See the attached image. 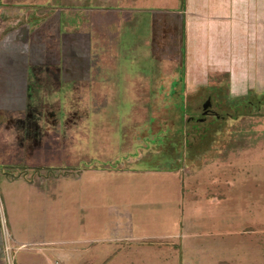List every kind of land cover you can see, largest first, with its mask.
<instances>
[{
  "label": "rangeland",
  "instance_id": "obj_1",
  "mask_svg": "<svg viewBox=\"0 0 264 264\" xmlns=\"http://www.w3.org/2000/svg\"><path fill=\"white\" fill-rule=\"evenodd\" d=\"M259 2L0 0V264H264Z\"/></svg>",
  "mask_w": 264,
  "mask_h": 264
},
{
  "label": "crops",
  "instance_id": "obj_2",
  "mask_svg": "<svg viewBox=\"0 0 264 264\" xmlns=\"http://www.w3.org/2000/svg\"><path fill=\"white\" fill-rule=\"evenodd\" d=\"M259 4H260V7L262 6V5H264V0H262V2H259ZM83 10H80L79 9V11H78V13H81ZM99 11H102V10H95L94 12H91V16H92V18H91V22H92V25H97L98 23H99V21L100 22H104V20L105 19H103V17L102 18H99V16H101V15H99L98 14V12ZM119 11L120 10H117L116 12V15H114L113 16V20L115 21V22H117V19L119 20V21H121V22H124V19H122V14H120L119 13ZM142 11H143V9H140V10H125V13H127V14H129V16L127 17V23H133V22H131V18L133 17V16H137L138 17V20H139V18H140V16H142ZM77 13V14H78ZM102 14V13H101ZM104 15V14H103ZM119 15H121V16H119ZM118 16H119V18H118ZM112 18V17H111ZM108 19V18H107ZM106 19V20H107ZM81 20V19H80ZM82 20H85V18L84 17H82ZM130 20V21H129ZM136 23H137V21H136ZM101 40L103 39V42L100 44V47H102V49H101V51L104 49V47L106 48V46L107 45H105V41L104 40H106V38L108 37V36H106V32H102L101 33ZM99 36V37H100ZM104 51V50H103ZM102 51V53L103 54H105L106 55V57L105 56H102V57H96V59L95 60H93L92 62L93 63H95L97 66H95V69H94V72L95 73H97V74H99V73H105L106 71H105V69H107V70H110L111 68H110V66L109 67H106L105 65H106V63L107 62H109L108 61V55L106 54L107 52L106 51H104L103 52ZM83 58V57H82ZM84 59V58H83ZM81 61H82V59H81ZM35 61H32V64L34 63ZM76 62H79V61H76ZM83 62V61H82ZM38 66H35V69L37 68ZM45 67V66H44ZM37 69H41V70H39V71H37ZM36 69V71H32V72H28V75H27V80L29 81V82H32L33 83V85H34V88H36V87H40V89H44V85H47V86H45L46 88H48L49 90H48V92H47V94H49L50 92H51V90H50V88L51 87H54V85L50 82V80H48L47 81V72L48 71H45L44 72V70H46V69H43V66H41V67H39V68H37ZM102 70H104V71H102ZM50 78V77H49ZM104 79L105 78H107L106 76L105 77H103ZM31 80V81H30ZM102 84H104V85H99L100 87H102L103 86V89H107V87H106V80L104 81H102ZM50 91V92H49ZM129 94V93H128ZM79 172L78 173H76V174H69L68 172L67 173H64L63 171V173L61 172L60 174L61 175H63V176H65V177H70L71 175V177H73L74 178V176H76L75 178L76 179H79V178H83L84 176H85V174H88V173H90V172H92V171H95V170H78ZM23 172V171H22ZM21 172V174H20V176H17V178H22V180H25V182H28V183H30V181H28L27 180V176L25 177V178H23V174L26 172V174L28 173L27 171H25L24 173H22ZM60 175V176H61ZM46 177H48V176H46ZM108 217V219H105L107 222L108 221H110V220H112V217H110V216H107ZM109 223V222H108ZM113 229V228H112ZM109 230V229H108ZM111 232V231H110ZM112 233V232H111ZM5 235V234H4ZM18 235L16 234H14L13 235V237H7V238H4L5 240L4 241H6V243H5V245L7 246V247H9V244L7 243V241H8V239L9 238H11L12 240H14V241H17L18 242ZM88 238H94L93 237V235H90V237H88ZM99 238H105V236H101V237H99ZM23 243H25V242H23ZM22 245V244H21ZM21 247V246H20ZM1 255L3 256V250H2V252H1Z\"/></svg>",
  "mask_w": 264,
  "mask_h": 264
},
{
  "label": "trees",
  "instance_id": "obj_3",
  "mask_svg": "<svg viewBox=\"0 0 264 264\" xmlns=\"http://www.w3.org/2000/svg\"><path fill=\"white\" fill-rule=\"evenodd\" d=\"M45 7H43V9H44ZM183 31H185L184 29H183ZM250 102H252V100L250 101ZM257 104V103H256ZM239 105V104H238ZM238 105H236V106H238ZM233 109L234 108H231V110H224L222 113H221V116L220 117H218V118H215L214 120H216V122H217V124H215L214 122V120L210 123V122H208L207 120H205L204 118H197L195 121H196V123H198V125L199 124H202V123H206V131L207 132H209V130L211 131V127L212 128H215V129H217V131H219V132H221V133H224L225 131L224 130H226V128H227V124H222V122H227L229 119H232V120H234V119H236V118H239L240 117V115L242 116L243 115V113L242 114H240L239 113V115H238V117H233ZM224 115V116H223ZM219 124V125H218ZM225 126V128H223L224 126ZM209 135V134H208ZM211 135V134H210Z\"/></svg>",
  "mask_w": 264,
  "mask_h": 264
},
{
  "label": "flooded vegetation",
  "instance_id": "obj_4",
  "mask_svg": "<svg viewBox=\"0 0 264 264\" xmlns=\"http://www.w3.org/2000/svg\"><path fill=\"white\" fill-rule=\"evenodd\" d=\"M208 98H210V105L206 109V113H204V108L202 106L201 116L199 118H204L208 122H212L215 118H218L221 116V113L224 111L222 108L220 109L218 107V101H214V97L212 95H209ZM207 98V99H208ZM224 116V115H223ZM209 119V120H208Z\"/></svg>",
  "mask_w": 264,
  "mask_h": 264
},
{
  "label": "water",
  "instance_id": "obj_5",
  "mask_svg": "<svg viewBox=\"0 0 264 264\" xmlns=\"http://www.w3.org/2000/svg\"><path fill=\"white\" fill-rule=\"evenodd\" d=\"M211 101L210 98H208L204 103H203V108H204V113H206V109L210 105Z\"/></svg>",
  "mask_w": 264,
  "mask_h": 264
}]
</instances>
